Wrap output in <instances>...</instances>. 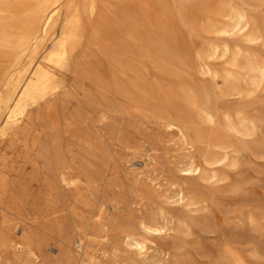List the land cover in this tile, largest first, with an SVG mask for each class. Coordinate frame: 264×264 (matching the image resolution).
<instances>
[{
	"label": "rangeland",
	"instance_id": "obj_1",
	"mask_svg": "<svg viewBox=\"0 0 264 264\" xmlns=\"http://www.w3.org/2000/svg\"><path fill=\"white\" fill-rule=\"evenodd\" d=\"M104 1L105 37L87 41L65 89L50 108L33 110L16 133L0 135V227H24L14 234L24 247L0 246V264H81L86 251L99 264L162 258L167 264H264V84L248 96L221 100L225 108L246 105L260 119L259 129L236 164L223 169L227 178L211 189L208 207L181 210L191 217V233L151 238L146 259L123 244L126 233L142 236L140 221L173 196L175 184L196 180L174 176L190 147L153 111L118 93L117 63L145 64L151 81L177 85L191 78L212 87L211 78L192 68V58L200 40L215 38L197 35L206 11L227 8V0ZM233 1L248 3L264 19L258 0ZM126 33L145 43L151 58L135 48L124 55ZM231 44L247 46L239 37ZM249 50L264 63V38ZM159 62L177 77L159 72Z\"/></svg>",
	"mask_w": 264,
	"mask_h": 264
},
{
	"label": "bare ground",
	"instance_id": "obj_2",
	"mask_svg": "<svg viewBox=\"0 0 264 264\" xmlns=\"http://www.w3.org/2000/svg\"><path fill=\"white\" fill-rule=\"evenodd\" d=\"M258 1L264 5V0ZM248 6L227 0V8L206 11L197 35L215 38L200 40L192 68L211 78L215 82L212 87L191 78L177 85L151 81L145 64L139 67L133 58L117 63L118 93L153 111L190 147L186 161L173 170L174 176L196 180L175 184L173 196H166L161 206L140 221L142 236H123L126 248L144 259L153 243L151 238L168 237L176 231L191 233V217L181 210L208 207L214 196L211 189L227 178L223 169L236 164V154L258 132L260 119L246 105L221 106L222 99L248 96L264 84V63L249 50L264 38V19H258ZM105 10L104 0H0V121L6 118L1 136L16 133L33 110L50 108L49 103L65 89L67 74L87 41L98 43L105 37L102 26L109 22ZM126 35L130 44L124 55L134 53L135 48L143 58H151L145 43ZM234 37L243 39L246 48L231 44ZM48 43L51 45L46 48ZM218 64L223 67L218 68ZM157 66L167 77H177L170 69L164 72L162 62ZM218 79L223 85L217 84ZM19 228L23 233L21 224L10 229L1 226L0 246L24 247L14 237ZM88 232L84 229L81 234ZM19 238L25 240L24 235ZM82 263L99 264L88 251ZM158 264H167V259Z\"/></svg>",
	"mask_w": 264,
	"mask_h": 264
}]
</instances>
